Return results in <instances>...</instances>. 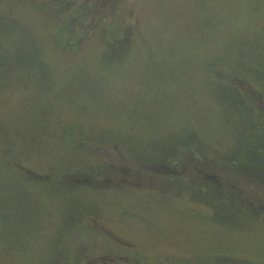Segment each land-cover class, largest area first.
Wrapping results in <instances>:
<instances>
[{
  "label": "rangeland",
  "instance_id": "obj_1",
  "mask_svg": "<svg viewBox=\"0 0 264 264\" xmlns=\"http://www.w3.org/2000/svg\"><path fill=\"white\" fill-rule=\"evenodd\" d=\"M66 1L0 0V264H264V180L210 169L246 207L217 217L185 161L264 132V0H105L70 37Z\"/></svg>",
  "mask_w": 264,
  "mask_h": 264
},
{
  "label": "trees",
  "instance_id": "obj_2",
  "mask_svg": "<svg viewBox=\"0 0 264 264\" xmlns=\"http://www.w3.org/2000/svg\"><path fill=\"white\" fill-rule=\"evenodd\" d=\"M91 0H84L79 3L73 2V1H66L67 9L65 10L66 19L64 24V36L70 37L72 32H75V28L78 26L80 22H82L84 19L88 18L89 16H94L95 11L105 9V11L113 10L112 6H101L105 0H97L96 2L90 3ZM117 1V0H116ZM107 2V1H106ZM105 4V3H103ZM92 23L95 22V20H91ZM89 21L88 23H91ZM122 39V45H125L127 41L126 36L123 35L119 38ZM79 39H75L73 44H77ZM125 41V42H124ZM124 42V43H123ZM120 43V42H119ZM116 47L115 53L116 54L119 50L121 51V46ZM111 47H114L113 45ZM119 51V52H120ZM19 52L17 53V55ZM26 56V55H23ZM29 56V54H27ZM26 57L24 59V63L27 64L29 62V65L33 63V60L31 59V55L29 56V59ZM1 59V57H0ZM2 59L0 60V65H3ZM243 82V81H241ZM250 91L252 90L249 88ZM255 92V91H253ZM257 92V94H256ZM254 94V98L257 99L258 102H261L262 95L260 92L256 91ZM258 95L260 98L258 99ZM235 104L244 105V102L239 98L234 99ZM262 104V102H261ZM260 104V106H262ZM264 109V106H262ZM251 124H247L246 130H243L242 135L245 136L241 142H239V147L234 152H228L225 153L220 160H214L212 162L219 163L218 166H212L213 164H207L205 160L196 155L193 154V156L187 158V160L190 162V166H194L195 168H205L203 171H201L200 175L195 178L193 181L194 186L190 189V194L194 199L201 200V201H208L212 203L213 205V213L216 214L217 217L227 215L228 212L235 214V212H239L242 209H246L244 205V198L241 195L242 193L237 189H234L230 184H225V182L218 178L215 173L211 172L210 169H217L221 172L227 171L230 172H237V171H243L246 173V175L249 176L250 179H254V177H259L264 180V132H254L251 130L254 125V120H248ZM169 151V150H168ZM244 151H246L244 153ZM170 152V151H169ZM167 164L166 160H162L160 164ZM183 160H179L176 162V164H179V166H182ZM206 163V165H205ZM209 165L211 168H209ZM177 171V168L173 165H170ZM98 169V170H94ZM94 169H91L89 172H82L80 174L75 175L72 177L73 179H85L82 176H88L87 178H94L97 177L95 174L97 171L100 170V172L105 169V167H96ZM46 176V175H45ZM232 184V183H231ZM228 185V186H227ZM261 203V202H260ZM250 210L255 211V213L258 214V211L261 213L264 211V207L259 205H255L252 208L249 207ZM133 251V252H132ZM116 258L124 259L126 258L130 263L132 264H163V260L169 261L172 258L171 257H163L159 258L158 260H153L150 258L147 253L140 250H130V252H122L118 250L112 251ZM197 257V256H196ZM175 259V258H174ZM218 260H221L219 258ZM180 264H196L193 260L186 259L185 257L178 260ZM225 261V259H223ZM78 262V260H77ZM61 264H69V262L60 261ZM59 264V262H57ZM78 264V263H77Z\"/></svg>",
  "mask_w": 264,
  "mask_h": 264
},
{
  "label": "flooded vegetation",
  "instance_id": "obj_3",
  "mask_svg": "<svg viewBox=\"0 0 264 264\" xmlns=\"http://www.w3.org/2000/svg\"><path fill=\"white\" fill-rule=\"evenodd\" d=\"M29 174V173H28Z\"/></svg>",
  "mask_w": 264,
  "mask_h": 264
}]
</instances>
